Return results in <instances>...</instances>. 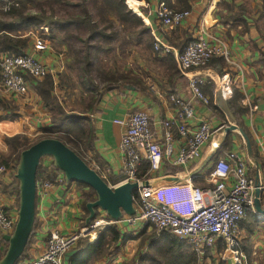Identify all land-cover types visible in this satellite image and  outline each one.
Returning <instances> with one entry per match:
<instances>
[{
	"label": "crops",
	"instance_id": "0c3cea01",
	"mask_svg": "<svg viewBox=\"0 0 264 264\" xmlns=\"http://www.w3.org/2000/svg\"><path fill=\"white\" fill-rule=\"evenodd\" d=\"M160 1L174 9L189 10L190 15L179 26L164 27L155 15ZM133 2L134 5L137 2L135 11L146 30L137 34L138 53L129 58L128 64L122 68L127 79L121 86L106 91L99 97L95 112L81 114L91 119L93 128V147L85 154L88 165L99 174L103 172L104 179L111 186L123 182V154L119 149L123 128L114 123V120L122 119L134 111L145 110L149 114L154 134L163 142L161 120L176 119L175 106L168 100L167 94L189 99V81L199 78L200 88L208 96L209 103L195 102V114L185 126L193 128L201 121H209L214 128L213 136L202 148V157L185 166H172L164 159L157 172H149V168L144 172L146 160L143 159L138 165V171L150 175L147 181L151 188V197L169 203L180 213L190 212V186L193 184L212 188L217 181L211 177L216 161L228 151L240 154L247 163L248 175L254 182L257 180L263 185L264 0ZM129 3L131 4V0ZM150 29H155L161 42L170 45L174 51H181L200 29H206L223 38L233 63L214 57L204 68L215 70L222 76L226 102L235 118V125L250 139L252 155L248 154L245 142L237 130L228 133L224 131L228 123L223 112L215 104L216 83L213 75L198 71L201 68L185 70L174 55L155 52ZM48 40V49L35 52L34 55L50 69L49 74L54 80L52 95L67 111L77 113L86 110L87 92L67 98L66 86L62 81L61 86L57 84L59 74L62 71L66 73V63L69 62L66 57L67 47L62 44L58 47L54 39L53 42L49 38ZM54 45L57 48H54ZM28 84V92L24 95H15L0 89V164H6L10 168L9 171L0 173V200L12 216H17L18 213V182L14 177L16 162L4 139L19 133L31 139L50 125V112L35 92L34 81L28 79ZM177 124L174 122L171 129L175 150L183 146L186 139L179 134ZM209 155L210 159L204 163ZM40 165V178L50 179L52 185L46 191L36 190L33 230L20 261L32 259L42 252L47 236L52 230L57 229L66 234L84 226L85 212L88 213L83 207L85 199L89 198L86 201L88 202L96 198L87 186L66 180L60 183L55 181L56 170L49 159L42 158ZM191 173L194 174L189 178ZM175 176L180 178V181L168 179ZM141 180L146 181L143 177ZM262 195L261 204L264 206V191ZM97 213L106 216L102 210ZM109 227H113L119 237L108 245L106 254L90 264H184L183 259L176 257L173 262L171 259L178 253H185V250L195 253V264L231 262V252L225 250V243L221 239L217 240L212 248L199 254L169 231L158 230L148 223L130 226L123 221H116L103 231ZM4 235L0 232V254H4L7 248ZM92 236L95 238L96 234L93 233ZM236 237L249 259H256L258 264H264L263 214L259 216L254 211L247 212L246 217L238 222ZM63 264H67L64 257Z\"/></svg>",
	"mask_w": 264,
	"mask_h": 264
},
{
	"label": "built area",
	"instance_id": "2783aa9c",
	"mask_svg": "<svg viewBox=\"0 0 264 264\" xmlns=\"http://www.w3.org/2000/svg\"><path fill=\"white\" fill-rule=\"evenodd\" d=\"M0 1L3 11H10L18 5L14 0ZM155 15L162 26L176 27L190 15V11L174 9L160 1ZM40 29L41 31L31 33L30 45L22 55L0 53V89L15 95H24L28 92V78L41 80L50 73L49 67L34 55L35 52H44L49 47L48 27ZM150 35L153 38L154 51L162 55H174L185 70L204 68L214 57L233 63L223 38L206 29H200L181 51H174L170 45L162 43L155 29H150ZM200 83L199 78L190 79L189 99L167 94L168 100L175 106L176 119L161 120L163 142L154 134L149 114L145 110L134 111L122 119L114 120V123L123 128L119 149L123 154L124 181H137L140 186L137 197H134L135 214L124 215L119 221L130 226L148 223L158 230H167L199 254L212 248L217 240L221 239L225 243V250L231 252L230 264H258L256 259L247 257L236 237L238 222L246 217L247 212H256L255 182L248 175L247 163L240 154L228 151L217 159L211 174L217 181L212 188L193 184L190 186L192 210L187 213H180L169 203L152 198L150 186H144L143 181L136 177L138 165L143 159L149 163V172L154 173L161 168L164 159L172 166H185L202 157V148L213 136V126L205 120L193 128L185 126L195 114V102L209 103ZM174 122H179L178 132L186 138L178 150L173 146L171 129ZM43 158L52 162L50 157ZM9 170L8 165L0 164V173ZM64 180L63 173L56 171L55 181L60 183ZM51 185L52 181L49 179L36 180V190L46 191ZM260 188L264 191V184L260 185ZM16 219L17 216L10 215L0 200V232L12 233ZM113 223L107 216L96 213L95 218L80 231L74 230L64 234L54 229L48 234L42 252L32 259L16 264H63L64 254L76 247L80 236H87L89 241L93 242L100 232ZM93 233L96 234L95 238Z\"/></svg>",
	"mask_w": 264,
	"mask_h": 264
},
{
	"label": "trees",
	"instance_id": "16d2710c",
	"mask_svg": "<svg viewBox=\"0 0 264 264\" xmlns=\"http://www.w3.org/2000/svg\"><path fill=\"white\" fill-rule=\"evenodd\" d=\"M91 1L94 8L97 9L101 15L104 13L114 14L125 31H133L136 28H139L141 31L146 30L143 21L135 11L136 6L134 5L133 0H131V5H129V0ZM103 19L107 22L108 26L113 24L111 20H108L104 17ZM43 23L44 20L41 17L32 14H26L21 8L19 9L13 7L9 12H1L0 53H14L17 55H22L30 45V38H28V36H24V31L30 27H41L43 26ZM86 23L89 27L91 36L94 34H100L101 38H107L106 40H108L112 37V35L115 34V32H112L111 30L110 34L106 33L104 27L100 28L97 24L91 22L89 19L86 21ZM90 55V52L88 49H86L83 51V59H81L79 56L76 57L77 60L79 59L85 63L84 68L87 69V76L89 78L92 74V69L95 68L90 67ZM102 75L105 78V87L103 91L99 92L98 87L88 80L89 87L85 88L88 92L86 101L87 105L85 106L86 110L80 112L78 111L77 113L73 111H67L52 95V91L54 89V80L50 74H47L42 80L35 82V92L40 97L44 107L50 112V125L44 127L41 134L35 140H30L26 135L21 133L10 137H5L4 141L10 147L13 154V159L16 163L18 160V155L23 149L29 147L31 144L37 142L40 139L55 138L65 143L88 164L85 154L87 150H91L93 147V128L91 119L81 114L95 112V104L99 97H101L104 92L111 91L114 88L121 86L122 82L127 79L124 74L104 73ZM212 81L214 82V79H212ZM148 168L149 163L146 160L143 167L144 172ZM54 169L61 172L55 167ZM40 172L41 165L39 164L36 171V180L41 177ZM144 172L137 170L136 177L140 179L143 177L144 179L148 180L150 175L144 174ZM104 180L106 181V179ZM80 185L87 186L85 184ZM90 190L93 194H95L92 188H90ZM134 197H137V191L134 192ZM260 197H263L262 193L260 194ZM88 199L89 198H86L83 204L85 210V203ZM118 237L119 234L113 227L107 228L105 231L100 232L98 237L93 242H86L84 244L78 245L76 247L78 251L66 260L67 264H90L92 261L106 254L108 245L115 241ZM185 251V253H178L176 256L174 255L171 261H175L177 257L178 259H183L184 264H195L197 261L195 253L192 251L190 253L188 250ZM2 255L3 253L0 254V258Z\"/></svg>",
	"mask_w": 264,
	"mask_h": 264
},
{
	"label": "water",
	"instance_id": "95a60500",
	"mask_svg": "<svg viewBox=\"0 0 264 264\" xmlns=\"http://www.w3.org/2000/svg\"><path fill=\"white\" fill-rule=\"evenodd\" d=\"M198 71L213 75L216 83L215 104L223 112L227 119L226 133L237 130L242 136L246 150L252 155V146L248 135L235 125V118L226 102L224 83L222 76L215 70L201 68ZM43 157H50L55 168L59 169L67 182H77L92 188L96 198L88 201L85 208L88 215L85 225L92 221L98 210L105 212L111 221H119L124 215L132 216L136 210L134 207V192L138 190L137 181H123L111 186L92 167H90L78 154L62 141L55 138H43L20 151L15 166L14 177L18 182V213L12 233L3 237L7 241V248L0 258V264H16L23 254L33 230L35 220V197H36V171ZM207 156L204 163L210 159ZM194 173L189 175L192 178ZM180 181L178 177L168 178ZM148 186V181L142 183ZM260 182L255 181L256 191L254 208L256 212L264 215V207L261 204ZM78 250L71 249L64 254V259L74 255Z\"/></svg>",
	"mask_w": 264,
	"mask_h": 264
},
{
	"label": "rangeland",
	"instance_id": "374dc122",
	"mask_svg": "<svg viewBox=\"0 0 264 264\" xmlns=\"http://www.w3.org/2000/svg\"><path fill=\"white\" fill-rule=\"evenodd\" d=\"M14 1L18 3L17 6H14L15 8H21L24 13L36 15L44 20L43 26L41 27H48L49 34L47 38L51 39L52 42L54 39V43L58 47L61 44L67 47L66 57L69 58V62L66 63V73L62 71L59 74L60 78H58L59 81L57 82L58 86H61L62 83L66 86L67 98H73L78 93L84 94V92H87L85 88L89 87L88 80L97 86L99 90H103L105 87V78L102 74H123L122 68L128 64L127 60L138 53L137 34L141 30L136 28L133 31H125L114 14L104 13L101 15L94 8L91 0ZM134 1L136 2V0ZM129 5L131 4L129 3ZM135 6L137 7V2ZM1 12L6 13L9 11H3L0 8ZM103 17L111 20L113 24L108 26ZM88 19L100 28L104 27L106 33L110 34L111 30L115 34L108 40H106L107 38H101L100 34L91 36L86 23ZM37 30L41 31L40 27H30L24 31V36L27 35L30 38L31 33ZM86 49L91 54L89 59L91 63L90 67H95L92 69L90 78L87 76V69L84 68L85 63L76 59L77 56L83 59V51ZM28 79L34 81V83L40 81L32 78ZM61 81L62 83H60ZM85 95H88V92ZM39 135L32 137L30 140L37 139ZM102 173L100 175L104 178ZM88 190L91 192L90 189ZM85 214L86 216L88 215L86 212ZM83 227L85 225L77 230L80 231ZM86 242H90L89 237L82 235L78 239L76 246Z\"/></svg>",
	"mask_w": 264,
	"mask_h": 264
}]
</instances>
